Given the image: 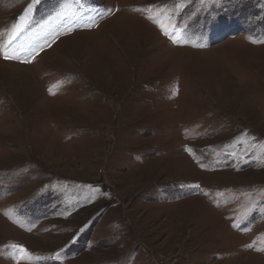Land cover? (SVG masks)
Returning <instances> with one entry per match:
<instances>
[{
  "label": "rangeland",
  "instance_id": "obj_1",
  "mask_svg": "<svg viewBox=\"0 0 264 264\" xmlns=\"http://www.w3.org/2000/svg\"><path fill=\"white\" fill-rule=\"evenodd\" d=\"M0 264H264V0H0Z\"/></svg>",
  "mask_w": 264,
  "mask_h": 264
},
{
  "label": "snow or ice",
  "instance_id": "obj_2",
  "mask_svg": "<svg viewBox=\"0 0 264 264\" xmlns=\"http://www.w3.org/2000/svg\"><path fill=\"white\" fill-rule=\"evenodd\" d=\"M3 55H4V58L5 59H14L15 58L14 56H9L7 54V52H3ZM13 247L14 248H19L20 251L25 252V255H28L27 251L25 249H23L22 246L13 245Z\"/></svg>",
  "mask_w": 264,
  "mask_h": 264
}]
</instances>
